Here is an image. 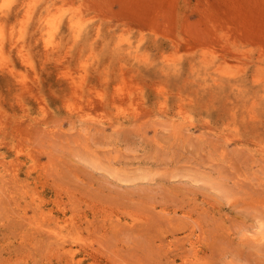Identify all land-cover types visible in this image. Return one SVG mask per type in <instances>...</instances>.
I'll return each mask as SVG.
<instances>
[{"label": "rangeland", "instance_id": "rangeland-1", "mask_svg": "<svg viewBox=\"0 0 264 264\" xmlns=\"http://www.w3.org/2000/svg\"><path fill=\"white\" fill-rule=\"evenodd\" d=\"M0 264H264V0H0Z\"/></svg>", "mask_w": 264, "mask_h": 264}, {"label": "bare ground", "instance_id": "bare-ground-1", "mask_svg": "<svg viewBox=\"0 0 264 264\" xmlns=\"http://www.w3.org/2000/svg\"><path fill=\"white\" fill-rule=\"evenodd\" d=\"M70 22L72 23V21H70ZM71 26H72V25H71ZM40 27H41V35L44 36V32H45V31H47V33L49 34V32H48L49 28H48V30H47V25L43 26V24H42V26L40 25ZM45 46H46V45H45ZM47 48H49V47H47ZM47 48H46V49H47ZM57 234H58V233H54V234H53L54 236H52V235H51V236L54 237V238H56L57 240H58V239H61V238H59V236H58ZM61 240H62V239H61Z\"/></svg>", "mask_w": 264, "mask_h": 264}]
</instances>
